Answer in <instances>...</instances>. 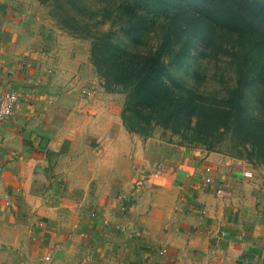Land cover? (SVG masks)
<instances>
[{"label":"crops","instance_id":"0c3cea01","mask_svg":"<svg viewBox=\"0 0 264 264\" xmlns=\"http://www.w3.org/2000/svg\"><path fill=\"white\" fill-rule=\"evenodd\" d=\"M39 6L0 0V94L21 99L0 123V264H264V169L130 132L122 93Z\"/></svg>","mask_w":264,"mask_h":264},{"label":"trees","instance_id":"16d2710c","mask_svg":"<svg viewBox=\"0 0 264 264\" xmlns=\"http://www.w3.org/2000/svg\"><path fill=\"white\" fill-rule=\"evenodd\" d=\"M39 1L91 41L104 88L126 95L130 132L147 138L160 125L209 150L229 140L236 156L264 165V0ZM224 59L233 82L203 89L208 63Z\"/></svg>","mask_w":264,"mask_h":264},{"label":"rangeland","instance_id":"374dc122","mask_svg":"<svg viewBox=\"0 0 264 264\" xmlns=\"http://www.w3.org/2000/svg\"><path fill=\"white\" fill-rule=\"evenodd\" d=\"M37 1H38L39 5H40L39 8H38V10H37V11H39L38 16L40 18H42L43 20H45V22L48 23L49 26L50 25L52 26V27L51 26L50 27H51L52 30H54L55 37L58 36L59 33H64V34H68L69 36H71L72 38L71 37L70 38L72 40H78V41H81V42L85 43L87 49L89 50V56H90L91 41L89 39H86V38L74 36V35L68 33L67 31L63 30L60 27V25L57 24L56 20L51 16V14H50V8L48 6L42 4L39 0H37ZM107 26L108 25H106V27ZM40 37H44V35L43 36L40 35ZM94 68H95V66H94ZM208 69H209L208 70L209 71L208 73H209V77L210 78L204 84L203 89L205 87L207 91H214V90L218 91V89H221L220 87H221V84L222 83H224V82H229V83L233 82L232 77H233L234 73L230 69V66L226 62L225 59L224 60H221L219 62V65H216V63L214 62V60L212 62H209L208 63ZM101 80H102V84H103V79L101 78ZM222 80H223V82H222ZM118 92L119 93H122V95L124 97V101H125V97H126L125 93L120 92V91H118ZM151 136H153V137L154 136L155 137H159L161 139H165V141L167 140L166 142H171V143H174V144H177V145H182V146L187 147V148L199 147V148H203V149H205V150H207L209 152H211V151H213V152H219V153L225 154V155H227L229 157L240 158V157L236 156L234 149L231 148V145H230V141L229 140L225 141L222 145L220 144L219 145V147H220L219 149L209 150L205 146H202V145L193 146V145L184 144V142H182L183 139L181 138L180 135L174 134L170 129H166V128L160 126V125H156L154 127L153 133L149 137H151ZM240 159H244V158H240ZM244 160H247V159H244ZM248 162H250V161H248ZM251 164L253 166H255V168H258V169H262L263 168L264 169V165H256V164H253V163H251ZM163 167H165L163 163L157 162L156 172L155 173L161 174V172L163 171ZM208 167L210 168V170L207 169ZM247 173L250 174V175H247ZM252 174L253 173L251 171H245V175L246 176H252ZM208 176L211 178V182H208L207 181V177ZM213 182H214V179H213V175H212V167L211 166H207L206 169H205L204 184L205 185H208V184H212ZM218 187H219L218 185L215 186V192H216V195L217 196H219L217 194V188ZM225 187H227V186H225ZM231 193L233 194V191L232 190H231ZM219 197H221V196H219ZM124 198H125V195H123V194H121L119 196V199L122 201V203H121L122 208L123 209H128L130 206H132V202L129 203L130 201L129 202L128 201H125ZM167 253H168L167 247H163L161 249V254H163L165 256V255H167Z\"/></svg>","mask_w":264,"mask_h":264},{"label":"built area","instance_id":"2783aa9c","mask_svg":"<svg viewBox=\"0 0 264 264\" xmlns=\"http://www.w3.org/2000/svg\"><path fill=\"white\" fill-rule=\"evenodd\" d=\"M20 95L15 91H9L0 94V123H3L11 118L14 113V110L20 103ZM210 170V168H207ZM247 175H250L247 173ZM207 181L211 182V178L208 176ZM217 194L221 197H232L231 190L224 185H218ZM93 216H97L96 212H93ZM262 249L264 250V232H263V244ZM47 260H50V256L45 257Z\"/></svg>","mask_w":264,"mask_h":264}]
</instances>
